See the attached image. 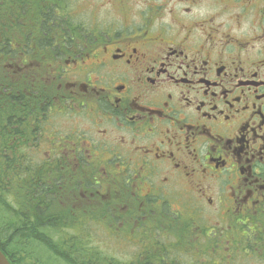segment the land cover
Listing matches in <instances>:
<instances>
[{"label":"flooded vegetation","instance_id":"obj_1","mask_svg":"<svg viewBox=\"0 0 264 264\" xmlns=\"http://www.w3.org/2000/svg\"><path fill=\"white\" fill-rule=\"evenodd\" d=\"M23 1L0 90L14 142L61 165L72 208L102 180L114 199L141 179L183 188L211 213L208 241L242 258L264 236V0H115L122 20L92 26L79 0Z\"/></svg>","mask_w":264,"mask_h":264},{"label":"rangeland","instance_id":"obj_2","mask_svg":"<svg viewBox=\"0 0 264 264\" xmlns=\"http://www.w3.org/2000/svg\"><path fill=\"white\" fill-rule=\"evenodd\" d=\"M72 11L87 26L96 21L107 24L123 18V14L111 15L119 14L115 0H79L78 8ZM24 17L21 22L23 27L25 21L31 22L29 18L24 21ZM13 34L14 42L16 31ZM139 182L136 193L120 192L119 197L114 199L112 187L107 180H102L104 185L95 189H100L103 196L97 195L82 206L81 195L76 190L72 192L76 194L74 200L79 206L71 204L75 205L73 208L78 214L76 218L70 216L66 219L67 228L61 237L71 245L72 250L76 246L85 248L88 255L84 261L92 264H264L263 237L249 241L242 239L246 244H254L258 253L252 251L251 254H243L242 258L224 262V244L215 251L212 247H217L218 243H211L206 238L213 227L211 213L192 193L175 185L168 186L165 191L163 188L156 189L147 179ZM106 206L113 209L118 219L111 224V228L104 225L110 224L105 220ZM162 231L164 235L159 237ZM46 249L40 247L35 254L30 248L28 250L33 258L48 259L51 256ZM241 253L238 251L237 255ZM48 261L45 264H64L55 258Z\"/></svg>","mask_w":264,"mask_h":264},{"label":"trees","instance_id":"obj_3","mask_svg":"<svg viewBox=\"0 0 264 264\" xmlns=\"http://www.w3.org/2000/svg\"><path fill=\"white\" fill-rule=\"evenodd\" d=\"M16 3L15 0H0V90L8 92L15 88L9 71L16 58L13 42ZM19 3L26 5L23 0ZM12 109V104L7 105L5 111L0 107V248L12 264H45L50 258L64 264H92L84 261L88 255L85 248L76 246L72 250L61 237L67 228L66 219L76 218L78 214L75 208L68 209L61 165L44 162L38 157L42 149L33 152L32 147L18 146L14 142L18 131L13 128ZM54 166L57 172L53 171ZM208 236L209 233L207 240ZM40 247H47L46 252L51 257L33 258L28 249L35 254ZM243 248L245 255L256 250L255 246L248 250L246 243ZM212 249L217 251L220 246L214 245Z\"/></svg>","mask_w":264,"mask_h":264},{"label":"water","instance_id":"obj_4","mask_svg":"<svg viewBox=\"0 0 264 264\" xmlns=\"http://www.w3.org/2000/svg\"><path fill=\"white\" fill-rule=\"evenodd\" d=\"M0 264H11L9 259L1 249H0Z\"/></svg>","mask_w":264,"mask_h":264},{"label":"bare ground","instance_id":"obj_5","mask_svg":"<svg viewBox=\"0 0 264 264\" xmlns=\"http://www.w3.org/2000/svg\"><path fill=\"white\" fill-rule=\"evenodd\" d=\"M18 145V144H17ZM22 146V145H21ZM23 147H26V146H23ZM1 249V248H0ZM2 250V249H1ZM3 251V250H2ZM5 254V253H4ZM6 255V254H5ZM10 261V260H9ZM11 263V262H10ZM12 264V263H11ZM36 264V263H35Z\"/></svg>","mask_w":264,"mask_h":264}]
</instances>
